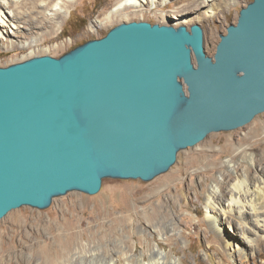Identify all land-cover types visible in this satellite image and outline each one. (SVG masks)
<instances>
[{
	"label": "water",
	"instance_id": "water-1",
	"mask_svg": "<svg viewBox=\"0 0 264 264\" xmlns=\"http://www.w3.org/2000/svg\"><path fill=\"white\" fill-rule=\"evenodd\" d=\"M264 114V0L214 57L200 24L121 23L56 58L0 67V223L12 211L151 182L210 134Z\"/></svg>",
	"mask_w": 264,
	"mask_h": 264
},
{
	"label": "rangeland",
	"instance_id": "rangeland-1",
	"mask_svg": "<svg viewBox=\"0 0 264 264\" xmlns=\"http://www.w3.org/2000/svg\"><path fill=\"white\" fill-rule=\"evenodd\" d=\"M48 1L51 7L58 3ZM120 1H69L70 13H66L58 34L52 22H45L43 12L44 29H35L34 34L22 24L11 35L24 42L34 36L38 44L0 45V67L36 56L59 58L85 42L106 36L115 26L133 21L188 28L200 24L205 51L214 57L220 35L237 23L241 9L253 0L229 2L214 17L202 9L206 0H170L159 7V12L146 6L142 11L130 8L109 18ZM39 6L41 1L22 0L18 11L27 16V21H33L37 15L33 11ZM96 21L104 25L99 27ZM247 153L255 155L258 169L263 171L264 114L241 129L210 134L196 147L180 152L171 170L151 182L106 179L97 195L72 192L54 199L46 210H14L0 223V264H80V259L85 264H138L140 256L150 254L156 245L169 255L170 262L213 264L207 256L219 262L221 251L222 264H242L224 251L219 236L211 229L205 192L219 178L222 188L228 189L234 174L226 162L234 158L241 171L249 167ZM249 264H264V247Z\"/></svg>",
	"mask_w": 264,
	"mask_h": 264
},
{
	"label": "bare ground",
	"instance_id": "bare-ground-1",
	"mask_svg": "<svg viewBox=\"0 0 264 264\" xmlns=\"http://www.w3.org/2000/svg\"><path fill=\"white\" fill-rule=\"evenodd\" d=\"M35 1H41V6L33 11L34 14H37L36 18H33V21H27V16L18 11L22 0H0V45L7 48L14 47L16 43L23 46H36L39 39L32 36V34L29 40H25L26 42L19 39L14 40L11 36L15 34L14 30L21 28L20 25L22 24H26V30L33 32L35 29L38 31L44 29L46 27L45 22H52L55 33H59L62 29V20L66 13H70L67 7L69 1L72 0L66 2L58 0L54 7L50 6L51 2L48 0ZM235 1L206 0L202 9H206L207 16L214 17L224 7L228 6L229 2ZM169 2L170 0H121L114 11L110 13L109 18L130 8L135 9L136 12L142 11L145 10L146 6L150 10L155 9L159 12V7L165 6ZM49 7L52 9H49ZM43 12L47 21L44 18L41 20ZM95 23L99 27L104 25L101 21ZM245 156H247L249 167L239 170L240 172L236 167L234 158L226 162L227 168L231 169L234 174V177L229 182L227 181L229 188L223 189V182L219 180L220 178L216 179L205 192V204L209 225L213 232L219 236L224 251L234 261L240 260L242 264H249L251 258L255 257L256 252L264 247V170L259 171L253 153H247ZM255 168L257 174H254ZM154 249L150 254H142L138 264L182 263L177 260L170 262L169 255L159 245H156V249ZM218 254L220 255L219 262H216L213 256L209 255L207 258L213 264H222L221 261L224 260V257H222L221 251ZM84 261L80 259V264H85Z\"/></svg>",
	"mask_w": 264,
	"mask_h": 264
},
{
	"label": "trees",
	"instance_id": "trees-1",
	"mask_svg": "<svg viewBox=\"0 0 264 264\" xmlns=\"http://www.w3.org/2000/svg\"><path fill=\"white\" fill-rule=\"evenodd\" d=\"M86 43V42H85ZM84 44V43H83Z\"/></svg>",
	"mask_w": 264,
	"mask_h": 264
}]
</instances>
